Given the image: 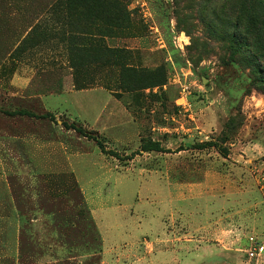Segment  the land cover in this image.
<instances>
[{
	"label": "rangeland",
	"instance_id": "374dc122",
	"mask_svg": "<svg viewBox=\"0 0 264 264\" xmlns=\"http://www.w3.org/2000/svg\"><path fill=\"white\" fill-rule=\"evenodd\" d=\"M244 1L0 0V264H82L51 236L96 247L89 207L105 264H255L264 17Z\"/></svg>",
	"mask_w": 264,
	"mask_h": 264
},
{
	"label": "trees",
	"instance_id": "16d2710c",
	"mask_svg": "<svg viewBox=\"0 0 264 264\" xmlns=\"http://www.w3.org/2000/svg\"><path fill=\"white\" fill-rule=\"evenodd\" d=\"M248 3H249V0H245L242 4V6L245 8V11H248V15H251L253 17H264V0H257V3L260 6V8H258V13H256V11L252 7H248ZM257 25H258L257 27H254V29L256 30V33H258V31H259V24H257ZM238 44L239 45L237 46L236 51L240 52L248 46L251 47L252 42L248 36H245L239 40ZM259 44L261 45V42H259ZM262 45H264V44L262 43ZM64 125L67 128H74V129H77L79 132H84L82 127L76 126L75 124L65 123ZM98 144L102 147V149H104L102 142L98 141ZM144 147H145L144 148L145 151H157V150L159 151V150H161V146L157 142H153L149 145H145ZM89 213H90V210H89ZM35 215H37V214H35ZM90 218H91V221H93V223H94V224L92 223V226H93L92 231L94 232V234L96 236V247H94L90 243H87L85 240L84 242H81L80 245H78V246L76 245L75 246L76 248L72 250V247H69L68 244L67 245L64 244L65 240L60 239V242H59L57 239L58 236L57 237L51 236V239H52L51 241H53L55 243L58 242V244L60 243L56 247L54 246V248L57 249V251H59V252H65L66 254L67 253H73L77 256L100 253L103 250V238H102V235H101L98 227L96 226V223H95L94 218L92 217L91 213H90ZM48 220H49V227L50 228L52 226L55 227V224H56L55 223L56 222L55 216H51ZM51 233H52V235L58 234V233L55 234L52 230H51ZM48 248L50 249L51 247H48ZM94 257L92 256L91 259L87 258L88 260L84 261L83 264H88L89 261L95 260ZM100 260H101V258H99V263L97 260H95V264H97V263L100 264Z\"/></svg>",
	"mask_w": 264,
	"mask_h": 264
},
{
	"label": "crops",
	"instance_id": "0c3cea01",
	"mask_svg": "<svg viewBox=\"0 0 264 264\" xmlns=\"http://www.w3.org/2000/svg\"><path fill=\"white\" fill-rule=\"evenodd\" d=\"M22 59L24 58V57H21ZM21 58H17L16 60L15 59H13V61H15L16 63H17V67H16V75L14 74L13 75V77H12V80H11V83H12V85H14V84H17L18 83V79L20 78V75H18V74H20V69H22V68H24V67H27V68H31L30 67V64H26V62L27 61H20V59ZM66 64V63H65ZM18 75V76H17ZM16 81V82H15ZM70 80H66V79H64V80H61V84H65L66 86L67 85H69V82ZM24 83L26 84V85H29V83H30V81H29V78H27L25 81H24ZM71 83H72V80H71ZM93 89H99V88H93ZM77 89H75V90H73V91H76ZM82 91H90V90H82ZM23 93V91H17V93ZM62 94V93H61ZM111 97L115 100V101H117V104H115L114 106H112V109L108 112V118H110V119H113V121L116 119V114H119L120 112H116V111H120V109H119V106L120 105H122V106H124V104H123V102L119 99V98H117V97H115V96H112L111 95ZM124 108H125V106H124ZM126 109V108H125ZM122 113H124V111L122 112ZM123 117H125V115L123 116ZM99 123V120L97 121V124ZM126 123L129 125L130 124V121H129V118H128V116H126ZM123 124H124V122H123ZM86 201V200H85ZM89 207V206H88ZM89 210H90V213H91V215H92V217L94 218V221H95V223H96V226L98 227V229H99V231H100V233H101V235H102V238H103V233L101 232V229H100V226H99V221L97 220V218H96V216H95V210H93V209H91L90 207H89ZM33 218H34V215H33ZM238 229H240L239 227H237ZM237 230V229H236ZM225 232H228L227 231V229L226 230H224ZM224 231H223V233H224ZM236 232V231H235ZM244 246H246L247 244H248V242H247V238H246V240L244 239ZM243 247V246H242ZM241 247H239V248H237V250H238V255H239V257H237L238 255L237 254H227V257H230L233 261H236V258H237V262H240L241 261V256H242V254H241V256H240V254H239V252L241 251H239V249H240ZM226 252V251H225ZM229 253V252H228ZM104 254H105V247H104V238H103V250L100 252V253H96V254H87V255H80V256H78L77 258H76V260L77 261H80V263H84V261H86V260H88L89 258L91 259L92 258V256L94 257V256H100V258H101V260H100V264H105V257H104ZM237 255V256H236ZM77 256V255H76ZM226 257V258H227ZM244 257V256H243ZM88 258V259H87ZM228 259V258H227ZM229 260V259H228Z\"/></svg>",
	"mask_w": 264,
	"mask_h": 264
},
{
	"label": "built area",
	"instance_id": "2783aa9c",
	"mask_svg": "<svg viewBox=\"0 0 264 264\" xmlns=\"http://www.w3.org/2000/svg\"><path fill=\"white\" fill-rule=\"evenodd\" d=\"M181 43V42H180ZM248 244L242 248L246 257L255 264H260L264 260V241L254 234L247 237Z\"/></svg>",
	"mask_w": 264,
	"mask_h": 264
},
{
	"label": "water",
	"instance_id": "95a60500",
	"mask_svg": "<svg viewBox=\"0 0 264 264\" xmlns=\"http://www.w3.org/2000/svg\"><path fill=\"white\" fill-rule=\"evenodd\" d=\"M205 80H207L206 78H204Z\"/></svg>",
	"mask_w": 264,
	"mask_h": 264
}]
</instances>
